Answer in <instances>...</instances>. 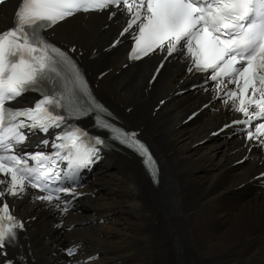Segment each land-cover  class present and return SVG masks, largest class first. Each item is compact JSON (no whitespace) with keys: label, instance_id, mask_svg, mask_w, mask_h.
<instances>
[{"label":"snow or ice","instance_id":"6c2138e0","mask_svg":"<svg viewBox=\"0 0 264 264\" xmlns=\"http://www.w3.org/2000/svg\"><path fill=\"white\" fill-rule=\"evenodd\" d=\"M4 3L6 0H0V5ZM111 8L129 15L121 35L135 29L134 59L156 50L166 51L168 56L179 52L191 60L190 72L212 70L208 79L217 82L218 92L234 84L235 88L225 93L224 103L231 102L232 110L247 117L234 123L253 128V120L261 121L253 130L245 131L248 140L264 148V0H19L13 26L0 31V198L20 197L27 188H33L47 193L36 199L59 207L60 193L73 198L77 194L63 185L64 177L55 171L57 160L67 161L74 177L79 169L99 159L97 146L104 145V140H86L88 134L80 128L56 137L62 143L53 145L59 149L55 158L41 152L28 157L16 152V147L26 139L22 129L48 133L50 128L61 127L66 117L57 109L70 107L63 101H70L78 91L86 92L75 63L47 40L44 31L79 12ZM116 15L110 12V17ZM64 69L71 73V90L66 83L61 86L68 78L62 75ZM28 92H40L41 99L32 107L10 106ZM92 104L101 109L94 101ZM103 127L144 157L143 162L156 176V160L135 132L127 133L108 123ZM61 151L67 154L61 155ZM29 159L36 162L35 167L29 166ZM58 181L60 186L51 187ZM67 210L65 206L63 211ZM23 227L7 203L0 206V257L7 256L5 246L17 241V230ZM76 251L73 246L67 254L73 256ZM4 264L13 262L5 260Z\"/></svg>","mask_w":264,"mask_h":264},{"label":"bare ground","instance_id":"6f19581e","mask_svg":"<svg viewBox=\"0 0 264 264\" xmlns=\"http://www.w3.org/2000/svg\"><path fill=\"white\" fill-rule=\"evenodd\" d=\"M8 7L0 6V12ZM5 20L6 17L0 18V25ZM116 89L121 95L128 96L132 84H118ZM163 108L165 111L171 108L167 117L173 119L186 110V105L178 107V103L167 101ZM161 114L157 113L156 117ZM153 119L146 118V121ZM197 132V125L190 123L173 132L168 140L150 135L162 170L156 188L144 178L138 161L129 153V158H110L98 167L99 173L91 186L102 194V201L100 207L93 210L108 223L91 228L100 231L102 237L88 238L87 228L82 229L81 237L87 239L92 248L97 246L98 251H105L99 264H113L114 261L119 264H264V250L259 251L257 247L264 245V240L259 239L264 235V201L256 198L233 201L236 207L231 212L227 210L231 206L230 199L221 197L223 190L239 184L240 179L236 176L245 174L247 169L236 168L230 175L227 171L211 185L226 163L221 156L218 159L213 155L209 146L218 147L223 153L225 144L222 141L207 142L182 156L166 157L168 150L179 151L199 140ZM174 159L189 163L181 178L176 172L185 169L174 171L171 165ZM227 179L230 184L222 188L228 184ZM105 186L108 189L103 191ZM234 195L236 193H230L227 197ZM88 218L90 214L86 210L84 220ZM258 230L261 236H256ZM35 232L40 233L37 226L33 227L32 236ZM35 252L41 253L39 264H51L48 255L51 250L44 244H40Z\"/></svg>","mask_w":264,"mask_h":264},{"label":"rangeland","instance_id":"374dc122","mask_svg":"<svg viewBox=\"0 0 264 264\" xmlns=\"http://www.w3.org/2000/svg\"><path fill=\"white\" fill-rule=\"evenodd\" d=\"M118 193H119V192H118ZM241 264H248V262H245V263H244V262H242Z\"/></svg>","mask_w":264,"mask_h":264}]
</instances>
